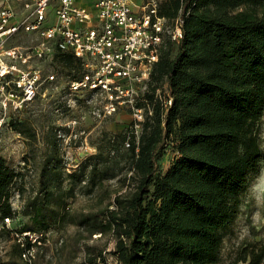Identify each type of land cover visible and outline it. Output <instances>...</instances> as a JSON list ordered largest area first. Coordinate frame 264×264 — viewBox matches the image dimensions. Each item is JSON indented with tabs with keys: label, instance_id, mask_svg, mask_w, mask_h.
I'll return each instance as SVG.
<instances>
[{
	"label": "trees",
	"instance_id": "16d2710c",
	"mask_svg": "<svg viewBox=\"0 0 264 264\" xmlns=\"http://www.w3.org/2000/svg\"><path fill=\"white\" fill-rule=\"evenodd\" d=\"M160 15L170 21L180 15L183 38L162 45L144 96L152 114L139 135L106 132L98 152L68 174V189L43 181L20 211L10 203L16 173L0 154L1 218L22 214L33 223L32 229L3 231L13 234V243L6 256L0 253V264H26L12 231L48 233L67 223L90 236H114L112 255L121 264L220 262L250 178L264 162V0H165ZM54 59L72 79L84 73L72 54ZM165 85L173 98L167 111L157 97ZM14 119L9 125L17 124ZM169 146L174 156L161 173L160 157ZM112 180L118 185L110 191L105 185ZM77 191L98 196L97 206L73 215L68 199ZM103 256L96 254L92 264ZM240 262L264 264V243L244 240L231 264Z\"/></svg>",
	"mask_w": 264,
	"mask_h": 264
},
{
	"label": "built area",
	"instance_id": "2783aa9c",
	"mask_svg": "<svg viewBox=\"0 0 264 264\" xmlns=\"http://www.w3.org/2000/svg\"><path fill=\"white\" fill-rule=\"evenodd\" d=\"M164 1L90 0L80 4L78 0H1L0 135L9 126L11 113L23 111L39 94L41 69L32 65V59L54 58L59 53L72 54L83 65L84 73L70 81V89L97 95L99 116L129 111L139 135L147 113L152 114L144 96L162 45L166 39L179 43L183 38L181 16L170 21L160 15ZM53 10L55 22L46 26ZM20 33L36 34V42L29 46L11 45ZM157 97L165 111L173 104L167 85L157 90ZM139 101H144L146 108L138 107ZM126 146L130 147L129 141ZM14 217H0V252L4 248L1 234L12 230L9 225ZM12 233L24 248L22 259L26 264H32L37 245L48 241L49 235ZM98 236L102 233L94 235ZM95 264L121 263L115 255H104Z\"/></svg>",
	"mask_w": 264,
	"mask_h": 264
},
{
	"label": "rangeland",
	"instance_id": "374dc122",
	"mask_svg": "<svg viewBox=\"0 0 264 264\" xmlns=\"http://www.w3.org/2000/svg\"><path fill=\"white\" fill-rule=\"evenodd\" d=\"M18 11L21 13V7ZM55 18L53 10L45 25H53ZM36 37L34 33H20L10 44L29 46L36 42ZM32 65L41 69L39 94L23 111L11 113V119L15 118L17 124L5 126L0 135V154L16 173L10 187V203L15 211L23 208L43 181H55L68 189L71 186L68 174L98 152L106 132L115 134L125 129L134 130L133 116L129 111L99 116L100 100L97 95H90L86 90L73 92L69 86L73 72L68 74L54 58L32 59ZM51 76L55 79H49ZM90 98L92 100L87 102ZM261 137L264 146V117ZM173 156L171 146L162 151L161 173L170 166ZM117 185V180H112L106 183L105 188L111 191ZM97 201L98 196H87L77 191L76 196L68 199V211L73 215L88 213L97 206ZM9 227L16 231L23 227L32 229L33 223L29 217L18 214ZM48 233V241L42 240V244L37 245L32 264H92L96 254L103 252L112 256L116 246V238L111 234L95 238L84 228L70 223L53 227ZM11 236L7 231L2 233L4 248L0 253L3 256L11 249ZM244 240L264 243V162L261 173L250 178L240 214L225 238L218 264H231ZM87 247L91 249L88 251Z\"/></svg>",
	"mask_w": 264,
	"mask_h": 264
},
{
	"label": "crops",
	"instance_id": "0c3cea01",
	"mask_svg": "<svg viewBox=\"0 0 264 264\" xmlns=\"http://www.w3.org/2000/svg\"><path fill=\"white\" fill-rule=\"evenodd\" d=\"M78 1H79L80 4H85V3L87 4L88 3L87 0H78ZM0 2H1V0H0Z\"/></svg>",
	"mask_w": 264,
	"mask_h": 264
}]
</instances>
